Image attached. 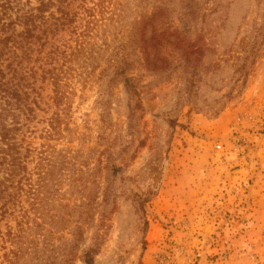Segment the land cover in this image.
<instances>
[{
  "label": "rangeland",
  "instance_id": "obj_1",
  "mask_svg": "<svg viewBox=\"0 0 264 264\" xmlns=\"http://www.w3.org/2000/svg\"><path fill=\"white\" fill-rule=\"evenodd\" d=\"M53 1L74 21L2 59L0 264H264V0Z\"/></svg>",
  "mask_w": 264,
  "mask_h": 264
},
{
  "label": "trees",
  "instance_id": "obj_2",
  "mask_svg": "<svg viewBox=\"0 0 264 264\" xmlns=\"http://www.w3.org/2000/svg\"><path fill=\"white\" fill-rule=\"evenodd\" d=\"M22 0H0V143L7 144L9 151L6 152V155H12L13 149L17 148V145L10 143L11 140L16 138V130L19 129L17 125L11 126L8 122L9 115H14V105L21 107V105L28 106V99L30 98L29 92L24 90V83L22 84V79H25L26 76L23 73H20V69L14 67V59L17 56L21 57L20 63L24 59H30L31 53L34 48L33 45L40 43L43 47L47 43V37L49 31L52 30V26L57 24L56 22L49 23L50 18H56L60 20L61 25H66L72 23L74 18L71 17L70 13L63 10L58 6L57 11L62 13V16L56 17L54 11L52 10L56 3L53 0H38L39 4L33 9L35 11H26L21 15H17L14 19L12 17V11L18 7L19 3ZM18 11V10H17ZM49 13V17L47 16ZM48 24V25H47ZM21 27V29H19ZM168 39V35L166 36ZM176 45V44H175ZM22 49V55L17 54L18 49ZM12 52L14 59L9 61L6 65L9 68V71L6 72L2 67L3 57ZM12 73L10 77L7 75ZM51 72V79L55 84V91L59 95V78L56 73ZM20 73V75H19ZM18 78V81H16ZM125 86L131 92L135 94L138 93V87L136 83L131 78L125 79ZM17 107V108H18ZM30 111H33L31 106L28 107ZM0 149H3L0 147ZM5 153V151H2ZM7 156L3 157V160ZM3 162H0V164ZM22 162H18V157L13 155L11 167L6 168L7 170L11 168V173H17L22 168H25V165H21ZM2 184V182H0ZM7 186H0V200L4 199L7 192ZM10 198H13V195L8 193ZM10 200V199H8ZM6 200L0 208H6ZM7 208L2 211L5 213ZM95 248L88 249L84 254L83 258L86 264H94L95 261Z\"/></svg>",
  "mask_w": 264,
  "mask_h": 264
}]
</instances>
